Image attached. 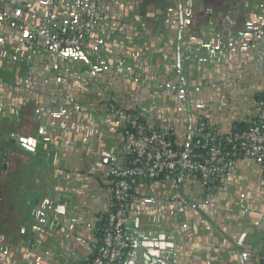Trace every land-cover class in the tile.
<instances>
[{
	"label": "crops",
	"instance_id": "crops-1",
	"mask_svg": "<svg viewBox=\"0 0 264 264\" xmlns=\"http://www.w3.org/2000/svg\"><path fill=\"white\" fill-rule=\"evenodd\" d=\"M50 4L49 0H0L1 8L5 12L18 14L20 11L21 16L30 15L32 11L50 16ZM8 33L6 30L4 34L0 32V46L12 38ZM238 60L234 65L237 66V71H241L243 62ZM123 66H127L126 60L123 61ZM222 67L221 71L226 66ZM225 70L228 72V69ZM213 72L215 70L212 68ZM13 78L14 74L11 73L10 80ZM134 78L128 76L123 83H111L110 92L98 91L87 97L93 102L90 110L94 119L93 135L87 137V142L91 144L89 151L83 147L73 152L58 150V153L52 152L51 157L49 154L47 157L43 156V160L27 151L23 154L21 162L11 166L6 187L0 189V198L7 212L0 216V239L15 235L22 229L33 231L35 227H44L42 219L44 221L48 214L57 210L59 213L54 215L58 218V224L52 231L55 239L51 241L52 248H46L48 259L40 255L43 263L86 264L91 261L97 248V232L105 225V212L110 204L107 190L110 175L109 156L121 152L126 139L124 125H120L117 116L115 121L118 122V127L115 126L113 130L114 120L105 110L108 96L114 97L121 108L143 114L150 125L159 126L168 134L172 133L179 146L188 144L195 135V124L199 117L208 119L220 132L229 133L232 127L239 123L253 122L261 112L259 98L264 99V74L255 78L233 77L232 73L228 72L225 80L222 79L223 81L217 84L220 85L219 88L214 87V82L208 85L200 83L204 87L197 94L196 101L191 99L195 109L190 113L186 104L184 108L171 106L169 96L162 100L158 99L156 93L136 89L137 82H131ZM205 87L208 88L204 90ZM7 96L9 94L2 93L0 105L6 101ZM50 104V101L44 100L38 114L39 120L47 126V120L52 116ZM34 111L35 104L32 103L21 116L26 120L30 116L34 119ZM32 133L30 131L26 134L29 136L28 146L31 145V140L35 139ZM80 142L82 139L76 137V144L81 145ZM68 181L72 183V202L55 197ZM181 188V192L175 190L172 184L164 179L142 181L131 187L128 205L132 223L126 230L130 246L118 264H213L212 253L221 256L219 245L212 241V237L207 233L200 232L202 229L204 231L203 227H195L191 223L192 229L198 227V233L191 235L182 232L180 235L183 237L179 239V233L175 234L172 230L173 233L169 234L168 228L158 224L169 221L173 208H170L168 203L174 201L179 193L189 202L193 198L196 201L202 200L210 193L199 185L197 178H190L181 183ZM214 191L226 193L236 204V210L228 209L222 212L223 221L207 219L197 203L191 204V209L195 210L194 213H200L201 218L198 219L210 221V226H213L215 231V227L220 226V236L217 238L225 245L233 247L237 261H240L239 257L244 256L247 264H264L260 257L264 237V171L259 159L250 153L236 154L214 185ZM60 202H64L65 206H61ZM227 213L234 215L238 221L228 218ZM150 225L153 230H149ZM221 226L225 229H221ZM155 230L159 235L150 234ZM162 233L163 236H160ZM23 236L21 233V237ZM7 257V253H0V264H24L21 260L16 262ZM222 257L224 258V255ZM230 257L221 259L217 264H232L236 258L233 260ZM237 261L235 260V263Z\"/></svg>",
	"mask_w": 264,
	"mask_h": 264
},
{
	"label": "flooded vegetation",
	"instance_id": "flooded-vegetation-1",
	"mask_svg": "<svg viewBox=\"0 0 264 264\" xmlns=\"http://www.w3.org/2000/svg\"><path fill=\"white\" fill-rule=\"evenodd\" d=\"M57 1L59 5L58 13H63V16L59 14L57 19H54L52 11L50 16L42 17L39 26H35L36 21L28 18L29 14L21 16V13H7L0 5V9L4 13V16L0 18L10 19L21 26L33 27L34 31L30 34L45 36L46 40L55 47H57L56 41L66 36L65 33L72 34L71 32L74 31L72 35L80 38V44L76 47H65L64 49L82 48L89 58V62L85 63L81 56L70 55L68 63L60 59L55 60V63L51 59L33 53L32 48L24 46L22 34H16L19 37L15 35L10 38L13 40L12 43L9 42V39L0 46V98L2 93L3 95L9 94L6 101L0 105V189L6 187L11 166L21 162L23 154L27 151L32 152L39 159H42L43 156L47 157L48 154L51 157L52 152L58 153V150L73 152L75 149L83 147L86 151H89L91 144L84 140H87L86 137H89L90 134L93 135L94 128L90 122L92 111L90 105L93 102L87 97L89 98L98 91L110 92L111 83L118 82L113 77L111 83L109 81L105 84L107 79H111V75L105 74L106 72L100 70L99 66L92 64L94 56L99 59L103 52L109 51L106 40L109 31L112 33L118 30V34L123 37L118 36L115 38V42H113L114 50H120L127 57V61L131 62L130 66L120 68L122 72H131L135 66H139L140 68L137 71L148 77L147 81H143V79L137 81V78L131 81L132 84L136 81V84H138L136 89L142 91L146 90L158 94L159 89L162 87L166 89L165 86L179 90L180 81H178L176 74L178 72L176 68L179 64L173 56L174 53H172L175 48H181L182 52L191 55L189 63L186 61L187 59L182 60V68L185 66L182 71L185 73L187 71L191 75L193 70H196L201 76L198 80L199 86L194 84L196 79L194 81L189 79L192 83L189 81L187 85L192 86L193 91L204 87L201 84L208 85L212 82L216 87L222 79L225 80L224 77L228 72L232 73L233 77L251 76L255 78L260 74H264V0H124V2H121V0H89L87 11V6L82 4V1L85 0ZM67 4L72 6L67 8ZM69 7H73V10L69 11ZM77 7L84 9L79 18L77 17ZM114 17L117 20L106 22V29L104 30L100 20L103 18L113 19ZM83 22H85L84 28L77 31L76 27L81 26ZM113 22L115 23L113 24ZM58 29L66 30V32L63 31L59 35L55 31ZM83 30H86L89 34L86 45L83 44V38L80 36ZM44 31H46L45 34ZM93 31L95 36L91 37L90 34ZM131 40L133 45L128 43ZM219 40L226 41L225 51H229V55H219L221 49L216 46ZM44 45L41 47L44 48ZM134 45H137L139 49H135ZM230 45H232L231 48L228 47ZM45 48L49 51L48 47ZM243 48L246 50L245 53H242ZM58 49L60 50V48ZM3 53L5 56L1 57ZM144 53L150 59L154 58L156 63L160 65V69L148 65L146 60L143 59L146 58ZM231 53H234L235 56H238L239 61L243 62L241 71H237V66L234 65L237 64L236 59L231 57ZM223 65L226 66L225 69H228V72L225 69L221 71ZM212 68L215 70L213 73ZM169 71L170 73H168ZM11 73L14 74L12 81L10 80ZM75 74L81 75L80 84L75 82L73 77ZM55 77L59 80H54ZM225 82L228 83L227 80ZM148 84H159V86L154 87L152 85L148 88ZM58 90L64 91L63 95L66 100H62L63 96L58 93ZM198 93L193 92L190 95L191 99L196 101ZM47 96H49L52 111V116L47 120L49 126L39 120L40 117L38 116L44 100L47 101ZM111 99L115 98L112 96L107 97L105 110L109 115L115 114L120 120V125L123 123L125 126L126 122L133 117L132 111L121 107L117 108L111 102ZM32 103L35 104L34 113L36 115L34 119L30 116L26 120L21 114ZM135 114L136 117L144 118L143 114ZM30 131L33 132L32 137H35V139H32L31 145L28 146L29 140L27 137L29 136L26 134ZM76 137H85L80 142L82 146L76 144ZM207 190L210 193L202 200L196 201L193 198L191 202L178 207V212L176 211L178 225L172 220V216L168 222L163 221L158 224L166 229L168 228L170 230L168 231L169 234L173 233L172 230L175 234L179 233V239L183 237V235H180L182 232L189 231L187 224L192 223L195 227L199 225L204 228V231L202 229L200 232H205L208 236H211L212 241L216 242L219 249L222 250L221 256L212 253L213 264H217L221 259L230 256L233 260L236 258L237 261L236 254L224 242L218 240L215 230L205 225V219H198L197 215L192 212L191 204L197 203L198 207L205 212L207 219L218 222L223 221L221 218L223 211L236 210V204L230 200V196L224 197V193L214 191V186ZM174 201H179V198L177 197ZM212 204L215 205L214 209L211 207ZM4 206L0 198V216L7 213ZM186 206L188 209L185 208ZM55 213L57 214L59 211L56 210L50 214ZM231 220L238 221L237 218ZM182 223L187 224L183 226ZM195 227L191 235L198 233V227ZM21 233L25 237L27 236L26 247L28 249L27 252L22 250L21 261L23 263L25 260H32V257L28 255L29 244L33 246L39 239L40 232L37 230L22 229L15 235L11 234L1 238L0 253H7V258L11 259L18 256L9 254V250H11L12 244L15 243L14 239L20 237ZM36 252L37 247L35 246V249H33L34 256ZM239 258L240 263L237 261L238 264H247L244 256ZM235 260L232 264L237 263H235Z\"/></svg>",
	"mask_w": 264,
	"mask_h": 264
},
{
	"label": "built area",
	"instance_id": "built-area-1",
	"mask_svg": "<svg viewBox=\"0 0 264 264\" xmlns=\"http://www.w3.org/2000/svg\"><path fill=\"white\" fill-rule=\"evenodd\" d=\"M4 13L0 9V17ZM80 44L77 36H63L56 41L57 48H71ZM110 100L108 99V102ZM264 105L260 102V107ZM264 117V114L262 115ZM234 149L254 154L264 171V124L255 125L249 131L235 133L227 138ZM165 135L158 132H146L140 127L137 134H129L122 145L121 152H135L137 158L129 167L123 166L117 153L109 156L110 175L107 185L110 204L106 210V229L103 246L90 264H117L129 247L126 235L132 223L129 215L127 198L131 189V180L144 175H155L162 172H178L179 180H165L175 190H180L184 172H196L199 185L204 189L214 183L225 173L230 160L222 148L217 145L204 144L207 154L202 158L190 147L175 150ZM113 176V177H112ZM261 255L264 260V237L261 243Z\"/></svg>",
	"mask_w": 264,
	"mask_h": 264
},
{
	"label": "water",
	"instance_id": "water-1",
	"mask_svg": "<svg viewBox=\"0 0 264 264\" xmlns=\"http://www.w3.org/2000/svg\"><path fill=\"white\" fill-rule=\"evenodd\" d=\"M50 1V6L52 5V11L54 13V19H57L58 15H62L63 16V13L59 12L58 13V1L57 0H49ZM79 1V0H78ZM121 2H124V0H121ZM82 4L83 5H86V11L88 10L89 8V0H85V1H82ZM68 6H72V5H68L67 4V8ZM70 10H73V7H69V11ZM76 10V9H75ZM84 9L82 7H77V17L79 18V15L80 14H83L81 12H83ZM18 13L20 14V12L18 11ZM34 16V17H33ZM65 16V15H64ZM42 17H44L43 14L41 13H37V12H31L30 15H28V18L29 19H33L34 21H36L34 23L35 26H39V22L41 21ZM110 20H117L116 17H114L113 19L111 18H108V19H102L100 20V23L103 25L104 27V30L106 29V22L109 23ZM84 23L83 22L81 24V26L79 27H76V30L78 31L79 29H83L84 28ZM115 22H113L114 24ZM94 26V25H93ZM8 31L9 33L7 35L9 36H15L16 34H22V41L24 43V46H28L29 48H32L33 50V53H36L40 56H42L43 58H47V59H51V61L55 62V60L57 59H60V60H63L64 62L68 63L69 61V56L70 55H79L81 56V59H83V61L85 63L89 62V58L88 56L86 55L85 51L82 49V48H75V49H64V48H60V50L55 47L53 44H50L47 40H46V37L44 36H38V35H33V34H30V32L34 31L33 27H29V26H21L13 21H11L10 19H3V18H0V32H2L4 34V32ZM57 32V34L60 35L61 32H66V30H55ZM46 33V31H44V34ZM72 34H74V31L71 32ZM95 32L93 31L90 36H95L94 35ZM80 36L83 38V44L86 45L87 44V38L89 36V34H87L86 30H83L81 31V34ZM99 36V35H97ZM122 37L118 34V30H115L113 31L112 33H110V31L108 32V35L106 37V40H107V46L109 47V51H107L106 53L103 52V54H101V56L99 57V59H97L98 57L94 56L92 58V64L96 65L97 67L99 66V69L100 70H103L105 71L106 73L105 74H110L111 75V79H107V81L105 82L108 83L110 81V83L113 81V77L116 78V81H119V82H124L127 80V77L128 76H131V77H135L134 79H136L138 81V79H143V81H147L148 80V77H146L145 74H141L139 73L137 70H139V66H135L134 70L132 69L131 72H122V66H123V61L122 60H126V65H129L131 64L130 61H127V57H125L124 53H122L120 50H117L115 49L114 50V46H113V42H115V38L116 37ZM133 36V35H132ZM16 37H19V35H16ZM102 39V37H100ZM104 38V36H103ZM123 38V37H122ZM2 40V38H1ZM13 40H9L10 43H12ZM128 43H131L133 45V41H129ZM45 44V45H44ZM45 46V47H48V50L44 47L42 48L41 46ZM135 46V49H139V47L137 45H134ZM217 47H219L221 49V52H220V56L222 55H229L230 52L229 51H225L226 47H227V43L225 40L223 41H217ZM228 47H232V45L228 46ZM105 50V49H104ZM246 50L245 48H243L242 50V53H245ZM173 56L175 57V60L176 62H178V67L176 68L178 70V72L176 73L177 74V78H178V81H180V85H179V90H176V89H172L170 86H165L166 89H164L163 87L161 89H159V92L157 94L158 96V99H167V96L170 97L169 99V103L170 105H174V107L176 106V108H184V105L186 104V106H188L189 110H190V113L195 109L194 106H193V103L191 101V97L190 95L196 92H199L201 89L200 88H197L195 89L194 91L192 90L193 87L192 86H188L187 83L189 81H194L195 78H198L199 75V72H197L196 70H193V72L191 73V75L188 74V72L186 71L183 72L182 69L185 68V66L182 68L181 66V62L182 60H185L187 59L186 61H190V56L191 55H187L185 54L184 52L181 51V48L178 49V48H175L173 50ZM188 53V52H187ZM145 57L146 58H143L144 60H146V63L148 65H150L152 68H157V69H160V65L156 63V60L153 58V59H150L149 56H146V54L144 53ZM212 55V54H211ZM214 55V53H213ZM5 54L3 53L1 55V57H4ZM10 56V55H9ZM134 56V54H133ZM214 57V56H213ZM212 57V58H213ZM231 57L235 58L236 61L239 59L238 56H235L234 53H231ZM211 58V57H210ZM215 58V57H214ZM212 60V59H211ZM122 61V64L120 65ZM239 61V60H238ZM212 63V61H211ZM118 66H120L119 68H117ZM124 67H127V66H124ZM117 68V69H115ZM121 68V69H120ZM24 69V67H23ZM23 69H21L22 71H24ZM184 70V69H183ZM170 73V71L168 72ZM74 79H75V82L77 84H80L79 81H81V75H78V74H75L73 75ZM107 77V76H105ZM110 78V77H109ZM114 78V79H115ZM191 79V80H189ZM54 80H59L57 77H55ZM199 79H196L194 84H196L197 86H199ZM191 81V83H192ZM154 87H157L159 86V84H152ZM152 85L148 84L147 87L150 88ZM208 87H205L203 88L204 90H206ZM210 88V87H209ZM219 88V87H218ZM211 89V88H210ZM151 90V89H150ZM154 92V90H152ZM58 93L61 94V96H63L62 100H66L65 97H64V91L63 90H58ZM166 93V94H165ZM46 100L49 101V96L46 97ZM111 119L114 120V126H118V122L115 121V118H116V115H110L109 116ZM93 115L90 114V122L91 124L93 125ZM80 139L84 140L83 138L85 137H79ZM87 138V137H86ZM85 142L87 140H84ZM83 141V142H84ZM71 181H68L67 182V185L65 187H61L60 188V194L59 195H55L56 198H61L67 202H72L71 200V195H72V191L70 189V186H71ZM182 188H180V192L182 191L181 190ZM70 196V197H69ZM228 195L226 193H224V197H227ZM177 197L179 198V201H172L171 203H168L172 208H173V212L171 213V216H172V220L178 225L179 224V221L177 219V212H178V207L182 206V204H185L187 202H189V200H186L183 195H181L179 193V195H177ZM61 206H65L64 202H60ZM128 207H130V205H128ZM211 207L214 209L215 205L212 204ZM186 209H188V207L186 206L185 207ZM177 211V212H176ZM192 212L194 213L195 210H192ZM198 216V218H201L200 216V213H194ZM222 215V213H221ZM228 218H236L234 215H230L228 214L227 216ZM221 218H223L221 216ZM58 218L55 217L54 214H48L46 219L43 221V225L44 227L40 228V227H35L33 228L34 230H37L40 232V236L39 239L37 240L36 244H34L33 246H31L29 244V254L30 257H32V260H25L23 261L24 264H44V260L41 259V256H46V260L48 259L47 257L49 256L48 252L46 251V248L47 247H51V241L53 239H55V235L54 233L52 232L53 231V227L56 226L58 224L57 222ZM206 221V220H204ZM137 224V223H136ZM187 223H182L183 226H185ZM138 225V224H137ZM188 225V229L189 231H185V232H188L190 234H193L194 230L191 228V224H187ZM205 225L211 229H213L212 227L213 226H210V221H206L205 222ZM220 227V226H219ZM219 227H215L217 228V230L215 231L218 236H220L219 234ZM231 227V226H230ZM153 230V227L152 225L149 226V230ZM185 229V228H184ZM221 229H225L224 226H221ZM214 230V229H213ZM155 233L156 235H159V233L155 230V232H151L150 234H153ZM160 236H163V233L162 235ZM41 237V238H40ZM26 241H27V236H23V237H17L16 239H14V244H12V247H11V250H9V254L11 255H18V256H15L14 257V261H18V260H21L22 257H21V254H23L22 250L24 252H27V247H26ZM16 244V245H15ZM35 246L37 247V252L34 256L33 254V249H35ZM227 247H229L233 253H235V250L233 249V247H231L230 245H227ZM52 248V247H51ZM27 254V253H26ZM25 254V255H26ZM36 255H38V257H36ZM30 259V258H29ZM34 260V261H33ZM146 260V259H144ZM148 262V260L146 261ZM148 264H152V263H149Z\"/></svg>",
	"mask_w": 264,
	"mask_h": 264
},
{
	"label": "trees",
	"instance_id": "trees-1",
	"mask_svg": "<svg viewBox=\"0 0 264 264\" xmlns=\"http://www.w3.org/2000/svg\"><path fill=\"white\" fill-rule=\"evenodd\" d=\"M64 35L66 36H75L70 33H65ZM261 102L264 103L263 98H259ZM111 102L114 103L117 108L120 107V105L117 103L115 99H111ZM133 117L130 119V121L126 122L123 132L126 136L129 134H137L139 131V128L142 127L145 129L146 132H158L159 134L165 135L166 138L171 142V147L175 150H181L185 147H190L192 148L198 155L199 157H203L207 154L206 149L203 147L204 144L207 145H217L220 148H222L227 154L229 153V159H232L236 154L240 153H245L242 149H234L232 143L228 141V137L235 133H240L243 131H249L254 127L255 125H261L262 123L264 124V117L262 115L264 114V105L262 106L260 114L253 120L251 123H239L238 125L232 127V130L229 133H222L220 132L214 125H212L208 119L206 118H200L196 121L195 124V135L192 136V139L188 144L179 146L176 144L174 141V136L172 133H167L164 129L160 128L159 126L155 125H150L148 122H146V119L141 118V117H136L135 112H131ZM118 156L121 159V163L123 166L129 167L132 165V162L138 157L135 152H119L117 153ZM183 179L181 183H184L186 180L190 178H199L198 174L196 172H184L183 173ZM180 173L174 172H162L160 174H155V175H144V176H139L131 180V187H135L138 183L142 181H156V180H173L177 179L179 180ZM113 177V176H112ZM219 180V179H218ZM218 180L216 182H218ZM214 183V185L216 184ZM131 193L132 189H130L129 196L127 198V204L130 203V198H131ZM105 225H102V227L98 230L97 232V248L96 252L93 255L91 261L86 264H90L93 260L94 257H96L99 254V251L101 247L103 246V237L106 229V213H105ZM261 260L264 263L263 260V255H261ZM119 262V261H118ZM117 262V264H118Z\"/></svg>",
	"mask_w": 264,
	"mask_h": 264
}]
</instances>
